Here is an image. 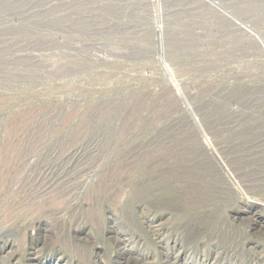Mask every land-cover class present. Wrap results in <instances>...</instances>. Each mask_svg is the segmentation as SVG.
<instances>
[{
	"label": "rangeland",
	"instance_id": "1",
	"mask_svg": "<svg viewBox=\"0 0 264 264\" xmlns=\"http://www.w3.org/2000/svg\"><path fill=\"white\" fill-rule=\"evenodd\" d=\"M0 264H264V0H0Z\"/></svg>",
	"mask_w": 264,
	"mask_h": 264
}]
</instances>
